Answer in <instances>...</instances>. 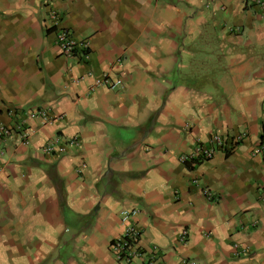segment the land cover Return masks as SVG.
<instances>
[{"label":"crops","instance_id":"1","mask_svg":"<svg viewBox=\"0 0 264 264\" xmlns=\"http://www.w3.org/2000/svg\"><path fill=\"white\" fill-rule=\"evenodd\" d=\"M246 1L0 0V264H118L132 209L158 264H264V13ZM103 72L121 83L88 91ZM211 133L210 158L177 159ZM56 135L77 143L44 152Z\"/></svg>","mask_w":264,"mask_h":264},{"label":"built area","instance_id":"2","mask_svg":"<svg viewBox=\"0 0 264 264\" xmlns=\"http://www.w3.org/2000/svg\"><path fill=\"white\" fill-rule=\"evenodd\" d=\"M246 5H254L261 12L264 13V0H247ZM55 37L58 42V46L61 52L65 56H73V53L78 49L83 58L88 55V41L85 38H79L73 35L65 27H58L55 32ZM120 76H112L108 72H103L100 76H95L92 79V84L88 87V91L96 86H102L107 88L117 87L121 83ZM29 117H37L42 123L49 122L57 119L58 116L49 113L45 108H38L36 110H30L27 114ZM23 125V126H22ZM18 125V131L16 132L19 139L25 143L27 142L28 134L25 130L24 123ZM10 126L0 123V139L6 134H9ZM220 135L211 133L205 143L196 145L191 152H181L178 154L177 159L179 161L192 160L196 155L202 158H210L214 152L216 144L220 143ZM77 139L72 138H59L57 135L52 136L42 146V150L46 153L58 152L66 149L67 145H75ZM263 150V144H257L252 148L253 153H259ZM195 181V180H193ZM202 192L208 197L211 192L207 188H202ZM261 199H264V193L260 195ZM134 210H122L120 212V232L112 238L108 244L109 250L114 255L118 264H158L157 251L154 249L149 252H144L142 247L138 243V239L141 235V228L139 224L131 219V215ZM187 237L186 230L182 229L178 235V240L184 242ZM141 257V261H135L136 258ZM183 264H190L188 259H182Z\"/></svg>","mask_w":264,"mask_h":264}]
</instances>
